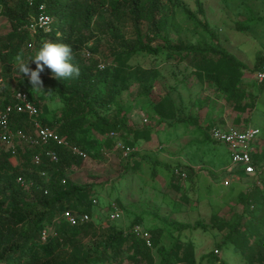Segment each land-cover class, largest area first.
Listing matches in <instances>:
<instances>
[{
	"label": "trees",
	"instance_id": "trees-1",
	"mask_svg": "<svg viewBox=\"0 0 264 264\" xmlns=\"http://www.w3.org/2000/svg\"><path fill=\"white\" fill-rule=\"evenodd\" d=\"M169 1L172 13L166 11L164 0H0V25L8 29L1 33L0 27L2 75L5 79L11 76L15 69L14 57L21 50L27 59L43 42L70 44L74 50V63L81 70L80 77L53 79L47 68L41 73L44 86L54 90V96L62 104L57 111H51L44 103V92L35 95L28 78L19 72L13 73L16 82L12 89H26L37 105L38 117L43 123L89 155L106 156L103 146L110 150L116 148L118 139L135 148L138 140L152 139L154 127L148 124L135 126L128 121L133 106H127L122 95L135 83L136 101L160 121H166V126L179 121L199 125L197 116L189 115L186 120L177 114L178 107L170 94L161 95L157 100L151 98L161 71L155 66L127 65L128 59L141 51L151 55L165 52L167 58L180 61L191 57L199 80L211 82L229 102H236L233 107L244 116L246 126H232L244 129L248 126V110H253L254 100L258 97L257 92L252 94L241 86L246 65L223 45L218 31L199 16L205 13L201 0H197L198 10H193L184 0ZM177 10L182 11L183 21L191 26L177 21ZM41 13L53 18L52 29L39 28L31 32L29 25L33 17ZM122 25H130L132 44L112 57V65L101 69L100 57L87 56L86 48L98 35L117 33ZM171 29L178 34L176 37L170 34ZM182 32L192 33L193 38L185 41ZM159 38L162 42L155 43ZM263 61L264 52H259L254 69L260 68ZM29 66L35 68L33 62ZM252 83L260 85L264 81ZM0 91L1 109L13 98L10 88L2 86ZM245 99L250 101L245 102ZM208 101L205 98L200 102L202 109ZM28 119L26 114L13 112L10 125L14 129L24 127L30 124ZM209 126L207 124L202 132L207 140L217 143L210 136L214 125ZM111 131H118L119 138L110 137ZM99 136L105 138L100 140ZM52 146L59 153L58 161L45 158L38 165L32 160L34 150L19 146V164L16 166L9 160L10 150L0 148V264H122L126 259L133 264H231L227 257L219 254L220 250L228 249L238 255V264H264V151L254 149L256 171L241 176L243 181H251L252 186L240 191L228 210L214 213L210 222L199 219L194 224L162 218L165 226L178 231L170 246L161 243L162 230L143 226L150 232L152 245L148 246L145 239L132 232L135 224L143 225L141 215L127 228L101 227L91 222L92 219L71 224L64 217L66 210H72L75 214L89 213L92 218L94 185L79 183L71 175L83 165L85 157L72 154L64 146L54 143ZM118 151L122 149L118 147ZM136 155L134 151L126 157V168L140 163ZM176 166L188 170L187 179L173 172ZM171 170L170 186L177 189H181L179 183L196 177L189 165H175ZM42 172L46 175L42 176ZM19 176L28 184H21ZM113 203L122 207L114 200L110 207ZM198 229H216L221 239L197 259L195 243L183 239L182 233ZM44 230H47L45 240L42 239ZM40 245H43L42 249ZM155 248L159 254L156 263L151 252Z\"/></svg>",
	"mask_w": 264,
	"mask_h": 264
},
{
	"label": "rangeland",
	"instance_id": "rangeland-1",
	"mask_svg": "<svg viewBox=\"0 0 264 264\" xmlns=\"http://www.w3.org/2000/svg\"><path fill=\"white\" fill-rule=\"evenodd\" d=\"M184 1L193 10H198L197 0ZM164 2L166 11L172 13L171 2L169 0H164ZM201 2L205 13L204 15L199 14V16L218 31L223 45L231 53L243 61L247 68H253L258 53L264 52V0H201ZM176 19L184 26H191V24L183 21L181 10H177ZM2 26L4 25H0L1 33L7 32L8 29ZM170 34L174 37L178 35L172 29ZM182 37L185 41L193 38L192 33L183 32ZM132 39L130 25H122L117 33L98 35L90 42L86 50H89L91 55L99 56L105 62L108 60L107 63L110 64L115 54L129 48ZM157 42H162V40L160 38L156 39L155 43ZM191 60V57L182 61L173 60L167 58L165 52L151 55L141 51L133 54L128 59L127 65H140L145 68L157 67L161 71V76L156 81V87L151 94V98L157 100L161 95L170 94L178 107L177 114L180 117H187V120L190 113L193 116H201L198 113L200 109H196L197 107L193 109V106L194 104L196 106L200 105L201 96L205 95L203 93L204 89L210 93L214 90L211 82L199 80L198 75L194 72ZM30 64L31 62H29ZM13 67L15 68V65ZM1 68L3 67L0 62ZM14 72L18 73L16 68ZM13 73L5 80V87L10 88V91L13 90L12 88H14L16 82L12 78H16ZM241 86L250 90L252 94L257 92L259 95L254 100L256 104L253 110H248L250 114L249 122L251 125L259 127L261 130L260 135L264 137V90H260L261 84L252 83L247 79ZM47 88L48 86H44V94L46 95L44 103L48 105L51 111H57L62 104L58 97L54 96V90ZM42 93L35 91V95ZM136 95V83L133 84L131 89L124 91L122 95V101L127 106H133V114L128 120L129 124L135 126L148 124L154 127L152 130V144L141 139L135 145L137 153L135 158L140 163L131 168H126V157L123 156L122 151H118L119 146L112 147L111 150L103 146V150L109 153L108 156L106 155L107 157L88 154L83 165L77 171L71 172V175L79 183H92L94 185L91 196L98 199V202L92 207L91 222L105 228L110 226L127 228L137 216L141 215L143 226L152 230H162L161 243L170 246L178 231L174 230L173 227L165 226L162 218L192 224L199 219L210 222L214 213L220 210H228L229 204L236 201L240 191L250 188L252 183L245 180L225 185L227 172L222 171L221 168L224 165H230L232 162L231 157L226 153L224 144L218 142L216 144L211 140H207L198 127H190L191 124H194L191 122L187 124L186 121H179L173 126H166V121H160L159 117L152 114V112L149 113L145 106H141L136 101ZM222 96L224 97L223 94ZM248 101L250 100L245 99V102ZM221 102H216V110L222 108L220 107ZM234 103L236 102L234 101ZM230 108L231 106L228 105V108L223 109V113L225 112L229 121L232 120V114L239 113L241 115L238 110ZM201 120L206 125L209 120L208 115L203 116L202 114ZM99 138L102 140L105 136H99ZM195 139L201 141L193 142ZM185 142L188 144L183 148ZM263 143L264 140L261 141L259 146L262 147ZM0 148H3L1 144ZM157 148L166 153L175 150L180 155H194L193 160L202 166L201 170H205L208 177H195L193 180L179 183L181 189L170 186L172 170L169 166H159L156 170L157 173H153V170L149 169V157L147 155L149 156V151H154ZM215 150L221 156V161H218L215 157ZM240 175L242 176V173ZM113 200L121 203L123 211L121 217L116 220H111L109 215L110 203ZM182 238L192 240L195 243V253L198 259L203 252L214 248L216 242L221 239V235L217 233L216 229L208 231L202 229L184 230ZM89 239L91 238L89 237ZM42 246L40 245L39 248ZM151 252L153 262H158L159 254L156 248ZM219 254L227 257L231 264H238L239 262L238 255L231 249L220 250ZM122 264H133V262L126 259ZM203 264L207 263L203 262Z\"/></svg>",
	"mask_w": 264,
	"mask_h": 264
},
{
	"label": "built area",
	"instance_id": "built-area-1",
	"mask_svg": "<svg viewBox=\"0 0 264 264\" xmlns=\"http://www.w3.org/2000/svg\"><path fill=\"white\" fill-rule=\"evenodd\" d=\"M44 8V5H42ZM53 18L46 13H41L38 17H33V21L29 25L31 32H36L37 29L42 28L44 31H50L52 29L51 23ZM87 55H91L89 50H86ZM103 65L105 68L109 65L107 62L100 59L99 66ZM102 68V69H103ZM252 81L263 82L264 81V61L260 68L247 71ZM5 85V77L2 75L0 69V87ZM13 101L5 108L0 109V144L3 148L10 150V162L16 166L19 164L18 154L19 146L29 147L33 149L32 160L36 164H41L46 158L50 161H58L59 153L52 146V143L64 146L72 154L87 157V152L79 145H76L66 138L60 136L50 126L45 125L43 121L38 117L39 109L37 105L31 100L30 94L26 89L12 90ZM13 112L23 113L28 116L29 125L24 127L12 128L10 125V116ZM261 130L257 126L248 125L244 129H239L232 125L216 124L210 129V136L218 143L224 144L230 153L232 165L239 169L236 170L243 175L254 174L256 171V165L254 163L253 151L254 143L259 136ZM109 136L112 138H119L118 131H111ZM117 146L122 149V154L125 157H129L130 154L136 151L135 147L126 146L118 139ZM105 155H109L105 151ZM173 172L183 179L188 178V170L184 167L176 166L173 168ZM42 176L46 175L45 172L41 173ZM240 175V174H239ZM238 176V175H237ZM241 176V175H240ZM232 177L228 176L224 183L228 185ZM18 181L23 185H27V180L19 176ZM98 199L94 198L93 203H97ZM123 211L116 203H113L110 212V219L116 220L121 217ZM64 217L71 224L83 223L91 220L89 213L75 214L72 210H66ZM132 232L146 240L148 246L152 245L150 240V232L141 224H135L132 227ZM47 237V230L43 231L42 239Z\"/></svg>",
	"mask_w": 264,
	"mask_h": 264
},
{
	"label": "crops",
	"instance_id": "crops-1",
	"mask_svg": "<svg viewBox=\"0 0 264 264\" xmlns=\"http://www.w3.org/2000/svg\"><path fill=\"white\" fill-rule=\"evenodd\" d=\"M244 70L246 71V73H245V76H244L243 84L245 83L246 79L248 81L253 82L251 80L249 74L247 73V71L254 70V67L253 68H247L246 67ZM259 88H260V90H264V83L261 84V86ZM213 89L215 91L213 90L212 93H210L209 91H207V90L204 89V92L203 93L205 95L203 97L201 96L202 99H200L199 102H201L205 98H208L209 101H208V103L206 105L204 104L203 109L201 108L200 105L199 106L198 105L196 106V104H194L193 109H194V107H197L196 109L199 108L200 110L198 111V113H200L201 116H199V117L197 116L198 117L199 125H197V124L194 123L193 125L191 124L190 127H196V128L198 127V129H200L202 131L203 129H205V127H207V124L209 126L212 123V121H214V123H212V125H210V126H213V125H216V124H222V125H225V126H228V125H237V126H239L241 128L244 127V126H246L245 125V121H244V116H241L239 113L232 114V116H231L232 120H230V121L226 118V114H225V112L223 113V109L228 108V105H230L231 106L230 109H232V108H234L233 107L234 104L232 102H229V100L226 97H223L222 94H220V92L216 88L213 87ZM258 97H259V95H258ZM195 100H196V98L194 99V101ZM217 101L218 102L223 101V102H221L222 104L220 106L222 108H218L216 110L215 109V106H216L215 104H216ZM202 114H203V116L208 115L209 120L207 121V124L206 125L203 124V122L201 120ZM189 115H193V114L190 113ZM248 125H251L249 121H248ZM263 140H264V137H261V135L258 137V139L255 140V143H254V149L255 150H257V151H259V150L260 151H263L264 150V143H263V146L262 147L259 146V144ZM145 141H146V143H149V144H152L153 143V140L152 139L145 140ZM198 141L200 142L201 140H197V139L193 140V142H198ZM187 144L188 143L185 142L182 147L183 148L186 147ZM223 146L226 149V153L230 157L228 148L225 145H223ZM193 156L194 155H192V154L191 155L190 154H188V155L181 154L180 155L175 150L166 153V152H162L159 148H157V149H154V151H152V150L149 151V169L150 170H158L157 168L159 166H162V167L169 166V168H172L175 165H189V166H191L194 169V174L196 175V178L197 177L198 178L199 177H206L207 178L208 177V174H206V171L205 170H201L202 169V166L200 164L195 163V160H193ZM215 157L218 159V161L219 160L220 161L222 160L221 156L217 153V150H215ZM155 161H158V163L155 164L154 163ZM221 169H222V171H226L227 172V176L226 177H228V176H231L232 177V179H231V181H230L229 184L243 181L242 178H241V176L239 175L240 172L236 171V170H239V169L235 168L232 165V163H230V165L229 164L224 165ZM156 173H157V171H156Z\"/></svg>",
	"mask_w": 264,
	"mask_h": 264
},
{
	"label": "clouds",
	"instance_id": "clouds-1",
	"mask_svg": "<svg viewBox=\"0 0 264 264\" xmlns=\"http://www.w3.org/2000/svg\"><path fill=\"white\" fill-rule=\"evenodd\" d=\"M74 60V50L70 44L46 41L35 50L34 55L27 59L23 50L19 51L14 57V65L22 76L28 78L33 91L45 92L44 82L41 79V73L45 71V68L50 70L53 79H78L81 70ZM30 61L35 64L34 69L29 66ZM99 67L102 69L103 65Z\"/></svg>",
	"mask_w": 264,
	"mask_h": 264
}]
</instances>
